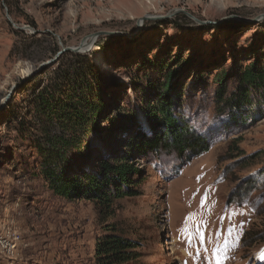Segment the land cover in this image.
<instances>
[{"label": "rangeland", "instance_id": "1", "mask_svg": "<svg viewBox=\"0 0 264 264\" xmlns=\"http://www.w3.org/2000/svg\"><path fill=\"white\" fill-rule=\"evenodd\" d=\"M152 1L0 0V264H110L99 245L113 236L136 246L117 264H264V84L241 80L264 72V0ZM56 69L104 106L68 174L123 157L140 171L110 210L40 174L37 145L62 134L31 100ZM161 101L207 151L135 150L162 130Z\"/></svg>", "mask_w": 264, "mask_h": 264}, {"label": "trees", "instance_id": "2", "mask_svg": "<svg viewBox=\"0 0 264 264\" xmlns=\"http://www.w3.org/2000/svg\"><path fill=\"white\" fill-rule=\"evenodd\" d=\"M68 77L67 70L56 69L53 84L35 92L31 100L33 111L50 124H56L62 134L57 137L48 134L44 143L46 147L37 145L39 171L56 196L93 200L110 210L115 200L135 195L133 180L140 171L126 161L127 157H123L113 162L101 161L98 173H83L82 178L68 174L66 154L70 149L84 145L95 130L104 107L101 99L91 96L88 90L84 89V93L73 90L67 83ZM241 80L248 85H263L264 72L248 67ZM66 85L71 89L69 93H66ZM163 86L167 88L168 82ZM153 113L154 124L160 125L162 130L156 132L153 138L138 141L135 150L139 154L162 150L177 154L179 159L190 160V157L208 150L204 138L177 125L170 112V104L161 101ZM132 248L136 246L121 237L113 236L100 243L99 252L101 259L106 255L112 260L110 264H117L132 259L128 255Z\"/></svg>", "mask_w": 264, "mask_h": 264}, {"label": "water", "instance_id": "3", "mask_svg": "<svg viewBox=\"0 0 264 264\" xmlns=\"http://www.w3.org/2000/svg\"><path fill=\"white\" fill-rule=\"evenodd\" d=\"M79 48H80V47H79ZM79 48H67V49H63V51L60 52V53L57 55L56 59H54V60L50 61L49 63H47L46 65H44L43 67H45V66H47V67H45L44 69H42V71H40L39 73H36L35 76L39 75L40 73H42L43 71H45L47 68H49V67L55 65V64L57 63V61H58V57H59L60 55H62L64 52H66V51L80 52V49H79ZM43 67H42V68H43ZM9 97H10V95L7 97V100H9ZM7 100H6V102H7ZM6 102L3 103V104L1 105V107H0V114L5 110V108H6V104H7Z\"/></svg>", "mask_w": 264, "mask_h": 264}, {"label": "bare ground", "instance_id": "4", "mask_svg": "<svg viewBox=\"0 0 264 264\" xmlns=\"http://www.w3.org/2000/svg\"><path fill=\"white\" fill-rule=\"evenodd\" d=\"M131 3H132V2H131ZM134 3H135V2H134ZM150 3H156V2L151 0ZM131 5H132V4H131ZM138 5L141 6V7H142V6H143V7L145 6V8H146V5H145L144 2H142V1H141ZM155 5H156V4H155ZM132 7H133V6H132ZM137 8H138V6H137ZM133 9H134V7H133ZM137 10H138V9H137ZM139 12H140V11H139ZM86 42H87V41L83 42L84 44L80 46V48H79L80 51H87V50L91 47V45H90V46L86 45ZM169 244H170V243H169Z\"/></svg>", "mask_w": 264, "mask_h": 264}]
</instances>
